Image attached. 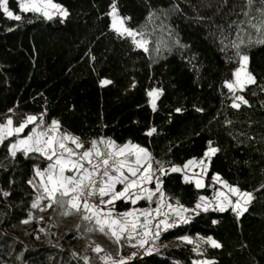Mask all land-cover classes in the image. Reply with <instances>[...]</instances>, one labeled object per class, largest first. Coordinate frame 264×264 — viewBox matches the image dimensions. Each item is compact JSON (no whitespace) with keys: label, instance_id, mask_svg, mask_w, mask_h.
<instances>
[{"label":"trees","instance_id":"1","mask_svg":"<svg viewBox=\"0 0 264 264\" xmlns=\"http://www.w3.org/2000/svg\"><path fill=\"white\" fill-rule=\"evenodd\" d=\"M52 1L68 15L24 13L18 0H8V7L21 20L0 10V123L10 117L16 126L37 117L0 143V264H86V258L102 264L85 248L83 221L62 222L56 203L39 226L32 207L40 195L36 169L51 160L35 151H9L52 118L82 140L100 135L117 146L147 149L164 197L189 209L187 223L160 230L156 249H136L123 264H264V44L256 43L264 33L240 23L248 19L241 15L249 10L246 0H115L125 26L148 41L147 51L112 28L113 0ZM261 7L254 0V23L264 19L256 11ZM238 52L249 57L256 79L240 90L248 103L239 109L225 87L239 65ZM105 79L111 83L102 86ZM154 88L161 92L155 110L147 95ZM209 142L219 151L207 158L204 187L185 182L182 171H168L204 158ZM161 166L167 175H160ZM214 175L252 194L241 215L230 207L191 213L201 196L211 195ZM130 207L116 201L118 210ZM208 237L221 247L198 240Z\"/></svg>","mask_w":264,"mask_h":264},{"label":"snow or ice","instance_id":"2","mask_svg":"<svg viewBox=\"0 0 264 264\" xmlns=\"http://www.w3.org/2000/svg\"><path fill=\"white\" fill-rule=\"evenodd\" d=\"M261 3L264 4V0H261ZM253 4L254 0H246V7L249 10L242 11L241 15L247 17L248 19L242 20L240 23H247L249 27L255 29L258 33H264V19H261L258 24L253 22L255 19L251 16V8ZM49 7L58 10L60 15H68L66 10L56 4H52L51 0H19V9L24 13L30 11L37 13L42 12L46 18H51V14L45 10ZM111 9L112 10L109 15L113 18L112 28L120 35L126 34L127 36L133 38V42L136 47L144 48L145 51H147L148 49L146 48V45L148 41L136 40L135 37L137 36V33L124 26V19L120 18L117 13L115 0H113ZM0 10H2L3 14L9 19L16 21L21 20L20 15L14 14L13 11L9 10L8 0H0ZM256 11L261 17H264V7L256 9ZM240 30L243 31V29ZM140 35H142V33ZM241 43H243V41H241ZM256 43L264 44V39H259ZM234 47L239 46L234 45ZM237 54L239 56V67L233 72L234 80L225 81V87L233 93H235L237 89L243 91L247 85L256 83L255 77L247 70L249 57L247 55H240L239 52ZM110 83L111 81L106 79L101 81L102 86ZM160 94L161 92L159 89H152L147 93L150 97L149 102L153 110L156 108V101ZM237 101H240L243 104L248 103L243 96H235L231 105L233 108H240L241 104L237 103ZM176 111L179 112L181 110L176 109ZM36 120V116L30 115L25 121L21 122L19 126L13 127V121L9 117L6 123H0V143H2L7 137H12L14 134L23 132L29 124H32ZM228 123L231 122L229 121ZM37 127H39V125ZM58 130L59 122L53 120L51 125L48 126L46 130L38 131L37 128H33L32 132L27 137L20 139L18 143H14L9 147V151L12 156H15L16 152L23 147L25 155H28L31 151H35L45 155L49 160H52L55 157V163L49 166V170H46L47 183L44 185L43 189L46 196L40 198H46L49 201V207L52 203H56L60 208L66 209L63 213L64 215H68L69 210L79 212L81 207H83L85 211L91 213V215L83 216L84 220L91 221L95 219V223L99 226V230L101 232H105L107 229L111 235L115 237L117 242L120 241L122 236L126 235L130 241L133 239L136 240V244L133 245V247L139 246L140 248H143L145 244L149 242V239L156 240L160 237L161 225H163L164 230H167L174 227L176 223L188 222V218L184 217L183 213L189 211V209L184 208L182 205L178 208H172L171 204L167 206L172 209L175 216L179 218L178 221L173 223L169 222V220H161L156 225L157 231H155V233H153L149 227L152 220L149 219L151 212L147 209H133L123 212L119 214L118 218H114L110 210L104 215H101L103 209L97 210L98 206L96 204H90L88 198L99 195L101 198L100 203L109 206L113 205L116 200L120 199L130 200V202L135 205L137 201L141 199H147L151 202L153 197L156 194H159V199L156 201L157 208L155 211L157 215L161 214L160 204L163 201L165 194L162 190V180L158 176L154 175L151 167V154L147 151V149L140 147L139 145L129 143L122 147H118L114 141L101 139L99 142L96 140L91 141V149H87L79 153V159H70L71 157L77 156V153L72 148L68 147L64 141H71L77 149H83L84 145L80 141L79 137L70 136L66 133L62 136L55 135L54 133ZM155 131L156 130L153 128L147 133V135H152ZM98 143L105 145V151L102 152L98 148ZM57 147L62 150L59 155H57ZM218 151L219 149L212 147L211 142H209L208 150L204 153V156L210 159L211 156L215 155ZM49 153H51V155H49ZM65 153L67 154L68 159L64 158ZM126 153L128 156L134 157L135 165L139 166L144 162H149L148 166L141 169L139 167H133L131 163H128L127 171L130 173V176L125 175L122 169L125 168L126 161L116 158L123 157ZM94 159L95 162H93ZM84 162H87V164L91 166V169L85 167ZM193 163L194 161H189L184 165V168H188ZM201 164H203V160L201 161ZM69 165L71 166L70 170L80 172L81 175L78 177L65 175V170L69 169ZM110 169H114L119 173V175H112L110 173ZM158 171L161 176L167 175L163 166H161ZM168 171L180 172L181 168L173 166ZM203 171H206V166L202 168V172ZM37 175L43 174L37 172ZM212 178L214 181L224 183L225 186L228 187L229 192L233 195H238L243 199V205L240 201L235 202L233 211L236 212L237 216L247 210L245 205L251 201V193L241 192L237 187L228 186L226 182L220 181L218 175H214ZM153 179L156 181L155 189L144 187L146 183L152 182ZM184 180L185 182H193L194 180L197 188L204 187L201 179L186 175ZM117 184L123 185L122 190H115V186ZM5 195H7V193H5ZM107 196H111V198L105 200L104 197ZM199 199L202 203L198 202L195 205V209H192V211H195L196 209L208 211V209L212 206L208 202V198L201 196ZM215 199L218 201L216 207L220 211H223L228 205L233 204V201L229 199L225 193L220 191L216 192ZM38 206L39 201L32 204L33 208ZM141 216L144 217L143 222L140 221ZM213 223H215V221H213ZM139 229H143V231L141 232ZM41 230L43 231V229ZM180 239L191 243L190 238L187 236L181 237ZM207 243H209L212 247H221V244L212 237L207 238ZM94 251L100 252L102 249L97 246ZM104 259L107 260L109 258L105 257ZM112 264H123V261H113Z\"/></svg>","mask_w":264,"mask_h":264},{"label":"rangeland","instance_id":"3","mask_svg":"<svg viewBox=\"0 0 264 264\" xmlns=\"http://www.w3.org/2000/svg\"><path fill=\"white\" fill-rule=\"evenodd\" d=\"M18 2H19V0H18ZM51 3L52 4H56L52 0H51ZM56 5H58V4H56ZM58 6H60V5H58ZM45 10H47L51 14V16H54V15L63 16V15H60L58 10H56V9H52V8L49 7L47 9H45ZM38 14H41L42 16H44L42 14V12H40ZM119 17L122 18L120 15H119ZM112 22H113V18L111 16V26H112ZM124 26H125V24H124ZM135 39L136 40H144L139 33H137V36L135 37ZM146 48H147V45H146ZM142 49L145 50L144 48H142ZM238 67H239V65H238ZM247 70H248V68H247ZM233 80H234V77H233V73H232V78H231L230 81H233ZM239 92H240V90L237 89L236 92L234 93V95L235 96H241ZM149 101H150V97H149ZM237 103H240V101H237ZM26 118H25V120H26ZM6 121L4 123H6ZM37 126L38 125L34 126L33 128H37L38 131L46 130V127H43V126H40V125H39V127H37ZM31 132H32V130H31ZM19 140L20 139H17L15 142H12L10 145H12L14 143H18ZM126 144H129V143L126 142ZM22 149H23V147H22ZM126 155H127V153H126ZM64 157H67V155L64 154ZM124 159L126 161V166L123 169V171H124L125 175H128V176H130V173H128V171H127V164L128 163H131L132 166L139 167L141 169L146 167V166H148V163H149V162H144L143 164L137 166V165H135L134 157H130V156L127 155V156L124 157ZM202 160H203V164H201ZM189 161H194V163L192 165H190L188 168H184V165L187 164ZM205 166H206V169H207V158L206 157L201 158V159H190V160L186 161L183 165L176 166V167L181 168V171L183 172L184 177L187 175L189 177H195V178L201 179L203 184L205 185V183L207 182V180H206V171L202 172V168H204ZM67 175H68V173H67ZM154 175L157 176V173H154ZM220 181H222V180H220ZM37 182H38V185H39V188H40V195L34 202L39 201V206L36 207V208H37V212L40 214V215H38V223H39V226L42 228L44 226V224L49 219V217L47 215H45V214H49L50 212H52L53 206L51 204V206L49 207V201L46 198L45 199H40L41 197L46 196V194L44 193V190H43L44 187L40 184V182L38 180V177H37ZM193 182H194V180H193ZM208 183H209V186L212 188L211 195L208 196V197L207 196H203V197H207L208 198V202L212 205L211 207L217 208L216 205H217L218 201L215 199L217 191L225 193L229 197V199H231L233 201V204H230V205L227 206V207L232 208V210L235 207V202L236 201H240V203L243 205V199L241 197H239L238 195H233L231 192H229L228 187H226L224 183H221V182H218V181H214L213 178H211L208 181ZM194 184H195V182H194ZM227 185L228 186H232V185H229V184H227ZM144 187L149 188V189H155V187H156L155 179H153L152 182L146 183L144 185ZM233 187H235V186H233ZM122 188H123V185H121V184H117L115 186V190L116 191H120V190H122ZM241 192H244V191H241ZM108 197H109L108 199L111 198V196H108ZM157 199H159V194H156L153 197L151 202L148 201L147 199H141V200H145V202H146V204L143 205V206H139V205H136V204L133 205L130 202V200L120 199L123 202H126V201L129 202L131 204V207L126 209V210H118V209H116V201H117L116 200L115 203H114V207L110 208L109 210L111 211L112 216L114 218H118L119 214L123 213V212H127V211H130V210H133V209H137V210L147 209V210H149L151 212V216L149 217V219L152 220V223H151V225L149 227L151 228L152 232L155 233V231H157L156 225L161 220H169V222H172L173 219H179L172 212V209H170L167 206V205H169L171 203L168 202L165 197H164L163 201L160 204V213L161 214L157 215V213L155 211V209L157 208V204H156ZM138 201H140V200H138ZM42 202H43V204H42ZM198 202L202 203L200 201V199H199ZM171 205H172V208H178V206H176V205H173V204H171ZM65 210H66L65 208H61L57 212L58 218L62 222H66V223H69V224H72V225H76V221H78V220L83 221L82 230H83L85 236H87V242L85 244V248L87 250L95 252L97 254L98 258L101 260L102 264H112L113 261H116V262L123 261L127 257L131 256L136 249H140L139 246L133 247V245L136 244V240L135 239L130 241L128 239V237L126 235H124V236L121 237L120 241L117 242L115 237H113L111 235V233L107 229L105 230V232H101L99 230V226L96 225L95 219H93L91 221L84 220L83 216L91 215V213L85 211L83 209V207H81L79 212H77L75 210H69V214L68 215H64L63 214L65 212ZM198 211H203V210L202 209H196L195 211H192L191 213L192 214H197V213H199ZM183 215H184V217L187 218V216H190L191 214L188 213V211H187V212H184ZM143 219H144V217L141 216L140 217V221L143 222ZM89 229H91V230H89ZM161 229H163V225L160 226V230ZM139 231L142 232L143 229H139ZM190 240H191V238H190ZM198 240H207V239L206 238H203V239L198 238ZM159 245H160V243L157 241V239L156 240L149 239V242L147 244H145V246L142 249H145L146 251L149 252V251H152V250L156 249ZM97 246H99L102 249V251H100V252L94 251V249ZM105 257H108L109 259L105 260L104 259ZM194 262H195V264H204L205 260H195ZM194 262H193V264H194Z\"/></svg>","mask_w":264,"mask_h":264},{"label":"built area","instance_id":"4","mask_svg":"<svg viewBox=\"0 0 264 264\" xmlns=\"http://www.w3.org/2000/svg\"><path fill=\"white\" fill-rule=\"evenodd\" d=\"M53 120H55V121H57L55 118H52L50 121H48L47 123H46V129L48 128V126H50L51 125V122L53 121ZM68 134V135H70V136H74V137H78L76 134H74L73 132H71V131H68V130H64V129H61L60 128V126H59V130L56 132V133H54L55 135H57V136H62L63 134ZM80 139V138H79ZM101 139H103V140H108L107 138H105V137H103V136H100V135H94V136H90V137H88L87 139H85V140H82V139H80V141L83 143V145H84V148L83 149H77L76 148V146L74 145V144H72L71 143V141H64V143L65 144H67V146L68 147H70V148H72L76 153H77V156H75L74 158H76V159H79V153H81L82 151H84V150H87V149H91V147H92V145H91V141H93V140H96V141H100ZM98 148L103 152V151H105V145L104 144H99L98 143ZM61 150V149H60ZM62 151V150H61ZM66 154V153H65ZM67 155V154H66ZM116 159H118V157L116 158ZM93 162H95V159H94V161ZM85 163V167H88L89 169H91V166L90 165H88L87 164V162H84ZM114 169H110V173L112 174V171H113ZM109 197L107 196V197H104V199L105 200H107ZM88 200H89V203L90 204H96L97 206H98V208H97V210H100V209H103V212L101 213V215H104L105 213H107V211L110 209V208H113L114 207V204L113 205H106V204H101L100 203V200H101V198L99 197V195H96V196H94V197H90V198H88ZM98 226V225H97Z\"/></svg>","mask_w":264,"mask_h":264},{"label":"crops","instance_id":"5","mask_svg":"<svg viewBox=\"0 0 264 264\" xmlns=\"http://www.w3.org/2000/svg\"><path fill=\"white\" fill-rule=\"evenodd\" d=\"M14 127H17V126H19V125H13ZM31 133V131L27 134V135H25L24 137H20V138H18V139H23V138H25V137H27L29 134ZM126 143H124L123 145H120V146H118V147H122V146H124ZM20 149H22V148H20ZM57 155H59V153H61V151H60V149H59V147H57ZM49 155H51V153H49ZM44 157H46L45 155H43ZM125 156H127V155H125ZM125 156H123V157H118V159H122V160H125L124 159V157ZM47 158V157H46ZM64 158H66V159H68V157H64ZM70 159H76V158H74V157H72V158H70ZM55 163V157L51 160V162H50V164L46 167V168H44V169H36V175H37V172H40V173H42L43 175H37V177H38V180H39V182H40V184L44 187V185L47 183V172H46V170H49V166L50 165H52V164H54ZM134 167V166H133ZM147 167V166H146ZM70 168H71V166L69 165V169H66L65 170V175H67V173H68V175H70V176H74V177H78V176H80L81 175V173L80 172H76V171H72V170H70ZM122 171H123V169H122ZM71 172V173H70ZM112 175H119V173L118 172H116L115 170H113L112 171Z\"/></svg>","mask_w":264,"mask_h":264}]
</instances>
